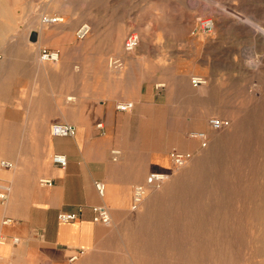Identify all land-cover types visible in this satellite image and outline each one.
Wrapping results in <instances>:
<instances>
[{
  "label": "rangeland",
  "instance_id": "obj_1",
  "mask_svg": "<svg viewBox=\"0 0 264 264\" xmlns=\"http://www.w3.org/2000/svg\"><path fill=\"white\" fill-rule=\"evenodd\" d=\"M2 1L0 169L10 171L1 162L14 167L18 158L24 185L43 160L52 166L44 142L45 135L53 140L51 125H73L95 100L89 87L96 61L73 56L97 50L108 53L107 64L123 62L116 72L130 67L134 80L123 77L121 92L147 95L127 99L134 104L129 114L115 108L124 115L113 127L118 143L138 155L147 149L170 170L137 209L111 211L108 227L99 226L101 249L72 263L264 264V0ZM49 15L63 21L44 25ZM201 19L213 21L212 31L199 28ZM83 24L91 30L78 40ZM130 32L139 44L123 54ZM43 49L58 52L59 61L43 62ZM193 77L206 84L194 88ZM213 118L229 125L213 131ZM192 132L205 133L206 144ZM113 150L121 149H110L116 165ZM174 154L188 155L182 167L173 166ZM46 177L38 175L37 184Z\"/></svg>",
  "mask_w": 264,
  "mask_h": 264
},
{
  "label": "crops",
  "instance_id": "obj_2",
  "mask_svg": "<svg viewBox=\"0 0 264 264\" xmlns=\"http://www.w3.org/2000/svg\"><path fill=\"white\" fill-rule=\"evenodd\" d=\"M118 54H121L123 61L127 59L124 52ZM85 56L93 57L96 61L89 87L93 90L94 103L81 112L80 116L83 117L72 119L76 127L74 137H53L52 140L45 135L44 138L48 154L65 155L67 167L59 169L43 160L35 176L24 185L19 178L21 170L18 158L13 159L14 167L10 171L0 169V190H7L6 198L0 201V264H73L69 258L78 251L83 253L76 261L94 255L101 249L99 229L108 226L92 222V207L103 206L109 212L123 211L128 208L125 204H132L133 185L145 175L164 173L168 177L170 170L161 166L158 156L151 159L147 149L139 155L132 153L121 146L114 135L115 123L121 125L124 117L116 114L115 103L120 100L132 102L127 100L129 98H147L141 92L133 95L129 90L121 92L118 89L123 77L132 85L134 77L130 67L116 72L107 64L108 53L103 51L78 50L73 57L80 59ZM95 123L103 124L105 133L102 136ZM115 145L121 149L118 167L111 164L110 159V149ZM3 152L4 149L0 147V156H3ZM151 162L154 163L152 172ZM128 168L130 173L126 172ZM41 174L53 179V186L44 188L38 185L36 177ZM98 181L108 187L110 198H105L107 188L103 197L98 196L94 189ZM145 181L138 184L144 185ZM79 209L82 214L76 221L59 222L60 214L75 213ZM5 220H10V223L4 224ZM14 239L17 242H13Z\"/></svg>",
  "mask_w": 264,
  "mask_h": 264
},
{
  "label": "built area",
  "instance_id": "obj_3",
  "mask_svg": "<svg viewBox=\"0 0 264 264\" xmlns=\"http://www.w3.org/2000/svg\"><path fill=\"white\" fill-rule=\"evenodd\" d=\"M42 22L44 25L51 26L55 24H59L62 22V20L55 16H44L42 18ZM199 28L203 32H210L214 28V23L211 19H201L199 20ZM90 26L87 24L81 25L77 31H76V38L78 40H84L90 33ZM139 44V36L135 33H131L128 35V37L124 41V50L127 53L133 52ZM40 58L43 62H53L56 63L59 61V53L55 51H50L48 49H43L40 51ZM109 67L114 68L115 70L123 68V62L120 59H109L108 61ZM191 85L194 88H198L201 86H204L206 84V80L202 77H193L190 80ZM162 85H157L156 89H162ZM116 110L121 113H127L133 110L134 105L132 102H120L116 105ZM229 125V122L220 119V118H213L209 121V126L213 131H219L224 128H226ZM96 128L99 131H103V124L99 123L96 125ZM76 133V127L71 124L66 123H53L51 125V135L54 138H71L74 137ZM189 137L195 140H198L203 145L206 144V134L202 132H192L189 134ZM112 155V161H117L119 158L120 153L117 151H111ZM188 158V155L185 154H174L172 156V164L175 168L182 167L186 160ZM51 164L59 169H65L67 167L68 161L67 157L63 154L55 153L51 157ZM1 167L3 169H11L12 164L8 161H2ZM167 178V175L164 173H152L150 174L144 185L138 184L133 187L132 190V204L131 208L132 210L137 209L144 201L147 188L155 185L161 184L165 179ZM39 184L42 187H51L54 184V180L50 178H43L39 181ZM95 191L98 194L99 197H103L106 191L105 184L103 182H95L94 184ZM7 195V190H0V201L4 200ZM92 213V222L94 224H100L104 226H108L111 223V215L109 210L106 207L103 206H94L91 209ZM82 214V210L79 209L75 213H62L58 216V220L60 223H70L76 221L80 215ZM10 220H5L4 224H9ZM13 242H17V239H14ZM82 251H78L77 253H74L69 258V262H75L78 257L82 254Z\"/></svg>",
  "mask_w": 264,
  "mask_h": 264
},
{
  "label": "bare ground",
  "instance_id": "obj_4",
  "mask_svg": "<svg viewBox=\"0 0 264 264\" xmlns=\"http://www.w3.org/2000/svg\"><path fill=\"white\" fill-rule=\"evenodd\" d=\"M5 13H6V10H5V7L3 6V1L2 0H0V18H2V17H4L5 16ZM50 16V15H49ZM58 18H60V17H58ZM61 19V18H60ZM62 20V19H61ZM63 21V20H62ZM35 22H37V19L35 18V20H34V22L33 23H35ZM40 31H41V33H45L46 32V30L44 29V27L42 26L41 27V29H40ZM12 32H16V29H10V31L8 30V33H12ZM46 33H48V32H46ZM4 40H6V39H4ZM121 42V39H118V44ZM123 49H124V46H123ZM124 52H125V50H124ZM125 54H129V53H127V52H125ZM46 63V62H45ZM114 69V68H113ZM112 69V70H113ZM118 70V69H117ZM116 71V70H115ZM113 74H115V73H113ZM67 101H73V97H69L68 98V100ZM156 111V110H155ZM48 137V136H47ZM47 140H48V138H47ZM117 152H119V153H121L120 151H117ZM118 161V160H117ZM116 161V162H117ZM118 163V162H117ZM115 167H118V164H116V166ZM41 186V185H40ZM42 187V186H41ZM109 190V189H108ZM107 190V191H108ZM110 192V191H109Z\"/></svg>",
  "mask_w": 264,
  "mask_h": 264
},
{
  "label": "water",
  "instance_id": "obj_5",
  "mask_svg": "<svg viewBox=\"0 0 264 264\" xmlns=\"http://www.w3.org/2000/svg\"><path fill=\"white\" fill-rule=\"evenodd\" d=\"M36 34L31 35V41L34 42L36 40Z\"/></svg>",
  "mask_w": 264,
  "mask_h": 264
}]
</instances>
